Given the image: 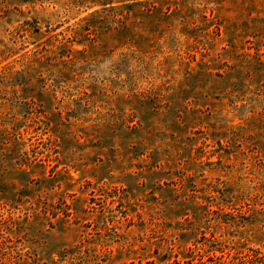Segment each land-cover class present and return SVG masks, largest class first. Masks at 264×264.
Here are the masks:
<instances>
[{
  "label": "rangeland",
  "instance_id": "rangeland-1",
  "mask_svg": "<svg viewBox=\"0 0 264 264\" xmlns=\"http://www.w3.org/2000/svg\"><path fill=\"white\" fill-rule=\"evenodd\" d=\"M0 264H264V0H0Z\"/></svg>",
  "mask_w": 264,
  "mask_h": 264
}]
</instances>
